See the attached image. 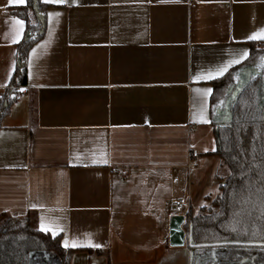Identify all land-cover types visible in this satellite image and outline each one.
<instances>
[{"label": "crops", "instance_id": "obj_1", "mask_svg": "<svg viewBox=\"0 0 264 264\" xmlns=\"http://www.w3.org/2000/svg\"><path fill=\"white\" fill-rule=\"evenodd\" d=\"M39 1L42 36L0 121V215L43 220L70 264H192L188 244L169 246V219L220 161L211 81L264 41L248 39L264 0ZM25 3L0 0V94Z\"/></svg>", "mask_w": 264, "mask_h": 264}, {"label": "trees", "instance_id": "obj_2", "mask_svg": "<svg viewBox=\"0 0 264 264\" xmlns=\"http://www.w3.org/2000/svg\"><path fill=\"white\" fill-rule=\"evenodd\" d=\"M37 6L42 20L36 16L33 0H26L15 11L25 22V32L16 44L17 67L0 94V121L18 95V88L26 84L27 54L42 36L39 31L44 23V5L37 0ZM244 66L256 67L258 73L238 94L231 119L215 128L217 149L212 154L219 157L224 170L218 177V192L208 205L184 212V228L192 249L227 244L264 249V109L260 105L264 93V41H251L247 58L211 81L209 105L213 113L227 99L235 73ZM70 254L62 246L60 235L38 230L30 215H0V264H70ZM225 254L238 256L239 252ZM259 257L264 262V251L258 253Z\"/></svg>", "mask_w": 264, "mask_h": 264}, {"label": "water", "instance_id": "obj_3", "mask_svg": "<svg viewBox=\"0 0 264 264\" xmlns=\"http://www.w3.org/2000/svg\"><path fill=\"white\" fill-rule=\"evenodd\" d=\"M33 8L36 13V16L42 20V16L39 13L37 0H33ZM44 23H42L41 29L39 33L43 32ZM258 73L256 67H246L244 66L238 72V81L236 86L232 88L230 95L225 100V105L223 109L217 108L216 114L222 115L225 114L226 116H220L219 118L225 121H229L231 119V108L236 100L238 94L240 93L241 89L248 84L250 79ZM260 105L263 106L264 109V93L262 95ZM185 223V215L184 214H175L172 215L169 219V229H168V242L169 246L171 247H183L186 244L190 246L189 235L184 228Z\"/></svg>", "mask_w": 264, "mask_h": 264}, {"label": "flooded vegetation", "instance_id": "obj_4", "mask_svg": "<svg viewBox=\"0 0 264 264\" xmlns=\"http://www.w3.org/2000/svg\"><path fill=\"white\" fill-rule=\"evenodd\" d=\"M227 251L239 252V254L238 256L234 254L226 255L225 253ZM261 251H264V249L252 247H231L228 244L212 248L200 247L192 249V264H264L261 257L257 259L258 253ZM244 252L248 253L245 254Z\"/></svg>", "mask_w": 264, "mask_h": 264}, {"label": "rangeland", "instance_id": "obj_5", "mask_svg": "<svg viewBox=\"0 0 264 264\" xmlns=\"http://www.w3.org/2000/svg\"><path fill=\"white\" fill-rule=\"evenodd\" d=\"M219 160V159H218ZM220 162V161H219ZM219 162L217 165H213L214 167L207 172L208 175L205 176L207 186L204 187L203 191L199 192V196L197 200L195 201V204L193 205V212L198 210L201 206H206L210 203V199L216 195L218 192V186H219V175L223 173V169L220 167ZM205 195V196H204ZM207 196V197H206ZM209 197V199H208ZM175 212H182L183 209H179L176 206H174Z\"/></svg>", "mask_w": 264, "mask_h": 264}, {"label": "snow or ice", "instance_id": "obj_6", "mask_svg": "<svg viewBox=\"0 0 264 264\" xmlns=\"http://www.w3.org/2000/svg\"><path fill=\"white\" fill-rule=\"evenodd\" d=\"M18 2L23 3V0H18ZM53 2H56V3H62L63 0H53ZM259 38H264V29L261 30V32H260L259 35H257V34H253L252 36H249V37H248V39H259ZM246 55H247V53L245 52L244 55L241 56V59H243ZM234 62H235V63H238L239 61L236 60V61H234ZM223 71H226V68L222 69L221 72L218 73V74H222ZM202 122H207V121L204 120V121H202ZM214 150H215V149H214ZM39 230H40V231H43V232H46V233H47V232H52L53 235H55V231H56L55 229H53V228H51V227H47V226H45L44 223H43V220H42V222H41V227H40ZM64 246L67 247V246H68L67 243H65ZM72 246L75 247V246H77V245L73 244Z\"/></svg>", "mask_w": 264, "mask_h": 264}, {"label": "built area", "instance_id": "obj_7", "mask_svg": "<svg viewBox=\"0 0 264 264\" xmlns=\"http://www.w3.org/2000/svg\"><path fill=\"white\" fill-rule=\"evenodd\" d=\"M179 209H183L184 206V200L182 199H177L176 201L173 202Z\"/></svg>", "mask_w": 264, "mask_h": 264}]
</instances>
